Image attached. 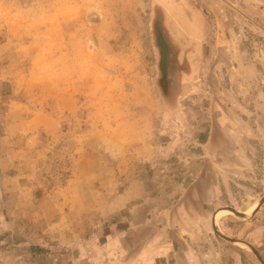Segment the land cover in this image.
I'll list each match as a JSON object with an SVG mask.
<instances>
[{
  "label": "rangeland",
  "instance_id": "obj_1",
  "mask_svg": "<svg viewBox=\"0 0 264 264\" xmlns=\"http://www.w3.org/2000/svg\"><path fill=\"white\" fill-rule=\"evenodd\" d=\"M169 1L0 0V264L264 261V0Z\"/></svg>",
  "mask_w": 264,
  "mask_h": 264
},
{
  "label": "crops",
  "instance_id": "obj_2",
  "mask_svg": "<svg viewBox=\"0 0 264 264\" xmlns=\"http://www.w3.org/2000/svg\"><path fill=\"white\" fill-rule=\"evenodd\" d=\"M255 209H254V211H255ZM106 214H108V213L105 212V215ZM112 224L114 226L112 228V226L109 225L110 226L109 231L106 232L108 234H106V233L101 234V254H102V256L107 257V259L109 258V260H113V257L115 256L114 255V251H115L114 249H116V246L113 244L115 242L119 241L117 239L118 238L117 237L118 232H116V231H118V230H116V229H118V226L116 225L115 222H113ZM154 245L157 248H154ZM106 251H111V255H108ZM166 254L167 253L164 251L163 246H159L157 243L154 242V240H151L150 244H148L146 246V248L141 252V255H139V257L140 256L141 257L136 259L133 263L131 261L127 264H162V263H164L163 258H165ZM102 263H104V261H102Z\"/></svg>",
  "mask_w": 264,
  "mask_h": 264
},
{
  "label": "bare ground",
  "instance_id": "obj_3",
  "mask_svg": "<svg viewBox=\"0 0 264 264\" xmlns=\"http://www.w3.org/2000/svg\"><path fill=\"white\" fill-rule=\"evenodd\" d=\"M161 2H163L166 6V12H167V16L168 18H172V15L175 14V21L178 24H181L182 26H180L181 28L184 27L186 30H189V23L187 22V17L184 15V13L182 11H180L179 9L173 10V6L170 5V1L169 0H160ZM175 11V12H174ZM93 16V15H91ZM90 17V16H89ZM97 19V18H96ZM91 21V20H90ZM97 22V21H96ZM258 207V200H255L251 205H249V207L245 210V211H234L231 208L228 207H223L220 208L219 211L216 212L215 216H214V224L217 225V222L219 219H221L224 216H235L239 219H243L244 216L250 215L255 208ZM235 213L240 214V216L235 215ZM236 245H238L239 247H246L245 244L241 241H237L235 242Z\"/></svg>",
  "mask_w": 264,
  "mask_h": 264
},
{
  "label": "water",
  "instance_id": "obj_4",
  "mask_svg": "<svg viewBox=\"0 0 264 264\" xmlns=\"http://www.w3.org/2000/svg\"><path fill=\"white\" fill-rule=\"evenodd\" d=\"M262 203H264V198H262V199L258 202V207H259ZM258 207H257V208H258ZM214 216H215V214L212 215V221H211V222H212V229H213L214 233H215L216 235H220L221 237H223L224 239H226V240H228V241L235 242L234 239L229 238V237H227V236H224V235L220 234L219 231H217V229L215 228V224H214ZM251 249H252V251L255 253V255H256L257 259L260 261V263L264 264V261L261 259V257L259 256V254L255 251V249L252 248V247H251Z\"/></svg>",
  "mask_w": 264,
  "mask_h": 264
}]
</instances>
